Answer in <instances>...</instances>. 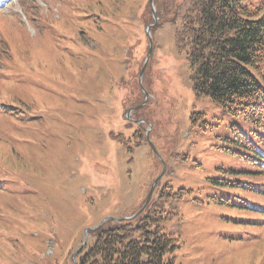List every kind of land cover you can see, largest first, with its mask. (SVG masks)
Listing matches in <instances>:
<instances>
[{"label":"rangeland","instance_id":"rangeland-1","mask_svg":"<svg viewBox=\"0 0 264 264\" xmlns=\"http://www.w3.org/2000/svg\"><path fill=\"white\" fill-rule=\"evenodd\" d=\"M6 2L0 264H77L86 229L133 217L162 163L149 205L175 236L171 264H264V146L258 168L231 153L235 126L264 132L194 93L176 39L189 2Z\"/></svg>","mask_w":264,"mask_h":264},{"label":"trees","instance_id":"trees-1","mask_svg":"<svg viewBox=\"0 0 264 264\" xmlns=\"http://www.w3.org/2000/svg\"><path fill=\"white\" fill-rule=\"evenodd\" d=\"M186 1L190 5L176 36L186 51L194 93L210 97L246 121L254 113L258 132H264V86L255 76H261L264 66L261 7H252L247 0ZM234 130L237 137L231 153L250 158L258 168L262 151L257 145L264 146V137L256 132L255 143L237 126ZM163 213L150 204L132 219L107 221L89 230L91 241L82 246L77 264H171L177 245L174 234L162 224Z\"/></svg>","mask_w":264,"mask_h":264},{"label":"water","instance_id":"water-1","mask_svg":"<svg viewBox=\"0 0 264 264\" xmlns=\"http://www.w3.org/2000/svg\"><path fill=\"white\" fill-rule=\"evenodd\" d=\"M150 53H151V39L149 38V52H148V55H147V57H146V60L148 59ZM150 146H151L153 152L155 153V155H157V153H156V151L154 150V148H153V146L151 145V143H150ZM162 174H163V171H162V173H161V174L155 179L154 183L152 184V186H151V188H150V191H149V193H148L147 199H146V201H145L143 207H145V206L147 205V203L149 202V200H150V198H151V195H152V193H153V190H154V188H155V185H156L157 182L160 180ZM142 209H143V208H142ZM125 219H127V218L122 217L121 219H114V218H111V217H107V218H105L101 223H103V222L106 221V220H114V221H116V222H119V221H122V220H125Z\"/></svg>","mask_w":264,"mask_h":264}]
</instances>
